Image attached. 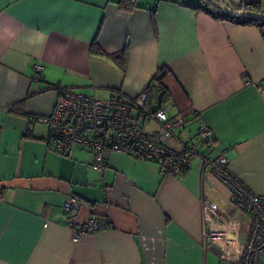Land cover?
Instances as JSON below:
<instances>
[{
    "label": "crops",
    "instance_id": "obj_1",
    "mask_svg": "<svg viewBox=\"0 0 264 264\" xmlns=\"http://www.w3.org/2000/svg\"><path fill=\"white\" fill-rule=\"evenodd\" d=\"M117 1L0 0V264H237L249 217L200 156L222 153L264 195V35L192 7L201 0H136L129 11ZM123 51L121 65L112 55ZM160 70L163 92L152 85ZM56 86L100 99L146 90L147 110L187 115L167 145L189 144L199 156L182 175H166L152 161L112 152L102 173L90 150L52 151L35 117L51 112ZM133 115L144 133L167 132ZM200 123L210 140L194 134ZM68 194L80 202L75 224L97 215L108 226L72 241ZM203 199L218 205L214 226L224 240L205 242Z\"/></svg>",
    "mask_w": 264,
    "mask_h": 264
},
{
    "label": "built area",
    "instance_id": "obj_2",
    "mask_svg": "<svg viewBox=\"0 0 264 264\" xmlns=\"http://www.w3.org/2000/svg\"><path fill=\"white\" fill-rule=\"evenodd\" d=\"M256 1V0H255ZM252 0H239L241 10ZM249 17L232 16L231 20L244 23ZM264 35V25L260 26ZM42 65H35V79L40 78ZM152 85L162 89L161 81L153 79ZM57 97L49 114L37 115L35 120L44 123L49 130L48 147L55 152L65 153L72 146H78L93 153L92 168L104 172L105 160L112 152H121L130 156L156 163L166 175H182L192 160L199 156L195 148L183 144L178 150L167 145L172 130L181 128L187 115L169 117L164 109L147 110V91H142L133 99L126 100L120 93L100 99L73 90L68 86H56ZM264 91V86L259 88ZM138 112L142 119L157 121L167 132L149 135L143 132L142 124L133 115ZM198 114L192 109L191 116ZM197 134L203 141L210 140V128L200 123ZM2 129L0 127V137ZM203 169L213 172L229 188L233 206L249 217V231L242 246L237 264H264V195H258L243 184L228 168L227 159L219 153L215 156H200ZM80 202L73 194H68L62 209L66 224L71 228L72 241H77L88 233H96L106 228V224L97 216H90L84 223L75 224L74 216L78 213ZM202 214L205 242L224 240L225 230L214 225L221 220L218 205L208 199L202 200ZM214 226V227H213ZM226 244L234 245L231 240Z\"/></svg>",
    "mask_w": 264,
    "mask_h": 264
},
{
    "label": "trees",
    "instance_id": "obj_3",
    "mask_svg": "<svg viewBox=\"0 0 264 264\" xmlns=\"http://www.w3.org/2000/svg\"><path fill=\"white\" fill-rule=\"evenodd\" d=\"M201 1H202L203 5H195V6H192V7H195V8H198V9L199 8L200 9H205L208 13H212V14H213V12H212V10H213V11H215L214 12V16L216 18H218V19H231L232 18V16L227 14L225 11H222V10L210 5L207 0H201ZM221 1L223 2V0H221ZM116 3H117L118 8H120L122 10H127V11L132 10L133 8H135L137 6L136 0H118ZM230 7L233 8V9L242 8L241 5L230 6ZM261 7H262V5H261L259 0H256L255 2H251V3H249L248 5L245 6L246 9H250V10H253V11H260ZM244 23L253 24V25H256L257 27L260 28V26L264 25V19H256V18L249 17ZM94 44H95V41H94ZM94 47H95V45H94ZM95 50H97V51L100 50L97 45L95 47ZM124 52L125 51H123L119 55H117V54L112 55V57L114 59L117 58V57L119 58V62H120L121 65L123 63L121 58L123 57ZM161 75H162V71L160 70L158 75L155 76L153 79L161 80V77H162ZM159 91L163 92L164 88L162 87V89L159 90ZM149 111H151V110H149ZM105 224H106V226H108L107 223H105Z\"/></svg>",
    "mask_w": 264,
    "mask_h": 264
},
{
    "label": "water",
    "instance_id": "obj_4",
    "mask_svg": "<svg viewBox=\"0 0 264 264\" xmlns=\"http://www.w3.org/2000/svg\"><path fill=\"white\" fill-rule=\"evenodd\" d=\"M208 3L222 11H225L231 16H247L256 19H264V6L261 7L260 11H253L250 9H233L230 6L226 5L221 0H207ZM255 2V0H252Z\"/></svg>",
    "mask_w": 264,
    "mask_h": 264
},
{
    "label": "rangeland",
    "instance_id": "obj_5",
    "mask_svg": "<svg viewBox=\"0 0 264 264\" xmlns=\"http://www.w3.org/2000/svg\"><path fill=\"white\" fill-rule=\"evenodd\" d=\"M223 2L226 4V5H229V6H238L239 5V0H223ZM197 127V126H196ZM197 130L195 128V132L194 134L198 135L197 133ZM200 136V135H198ZM246 231H247V228L244 227L243 231H242V234H246Z\"/></svg>",
    "mask_w": 264,
    "mask_h": 264
}]
</instances>
